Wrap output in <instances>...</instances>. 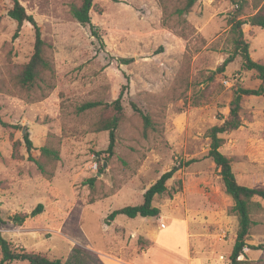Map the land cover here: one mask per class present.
Wrapping results in <instances>:
<instances>
[{
	"label": "rangeland",
	"instance_id": "1",
	"mask_svg": "<svg viewBox=\"0 0 264 264\" xmlns=\"http://www.w3.org/2000/svg\"><path fill=\"white\" fill-rule=\"evenodd\" d=\"M19 1L41 26L54 77L49 90L43 84L30 94L15 88L13 77L33 52L34 30L25 22L14 37L16 22L7 16L11 1L0 0V86L11 90L0 89V116L10 124L0 123V211L6 221L0 234L11 248L64 260L79 245L96 250L105 264H114L107 254L133 263L188 264L185 239L171 224L183 219L192 255L203 264H227L237 218L207 157V132L227 117L236 87L260 83L254 71L242 69L240 56L218 70L233 51L229 19L236 5L198 0L186 15L190 29H182L174 10L185 0H90L100 39L70 12L71 3L81 0ZM253 12L245 4L241 18ZM243 31L251 57L264 64V29L245 24ZM41 92L46 96L36 99ZM120 92L122 118L110 154L109 131L97 125L113 114L106 104ZM91 101L100 105L80 109ZM241 116L240 127L222 135L221 151L239 183L264 187V95L244 96ZM45 144L59 151V160L46 167L51 177L28 157L43 160ZM173 166L178 170L167 191L153 200L160 217L118 215L105 223L112 210L141 203L146 189ZM260 202L248 243L264 246ZM38 204L41 211L32 215ZM16 213L28 215L21 225L9 219ZM244 250L250 264H264V250Z\"/></svg>",
	"mask_w": 264,
	"mask_h": 264
},
{
	"label": "trees",
	"instance_id": "2",
	"mask_svg": "<svg viewBox=\"0 0 264 264\" xmlns=\"http://www.w3.org/2000/svg\"><path fill=\"white\" fill-rule=\"evenodd\" d=\"M11 6L7 9V16L16 22V29L14 37H16L25 22L32 25L34 30V45L33 52L29 60L15 73L13 77V84L20 92L30 94L40 84H43L47 90L52 88L50 79L54 77V64L52 58L47 53V44L42 37L41 26L37 23L32 14H29L25 7L19 0H10ZM198 0H185L182 6L175 8V15L180 23L182 29H190L186 15L192 10V7ZM235 4V13L230 17L229 36L232 45V53L223 61L218 67V70H223L224 67L233 61L236 56H240L242 69L254 71L256 78L260 83L255 88H243L238 86L234 89L232 99L229 104V111L226 118L221 123L213 125L207 132L209 137V149L207 157L210 158L215 167L219 171L221 184L226 195L232 199V206L229 212L237 218V230L232 249L229 255V262L227 264H250L247 260L245 248L252 250H264L262 244H250V234L253 224V214L257 212L262 206L261 201H264V187H251L238 182L236 175L232 168L231 159L228 158L222 151L221 147L224 144L223 134L233 131L240 127L242 123V102L244 96H261L264 95V64L254 60L250 55V43L245 38L243 25L248 24L252 27H260L264 29V0H229ZM245 4H249L254 12L241 18L242 9ZM92 4L90 0H81L80 2H73L70 5V12L72 16L82 25H89L93 35L100 38L96 26L92 23L90 17V10ZM164 25L167 26V24ZM182 30L180 36L185 37L186 34ZM101 39V38H100ZM188 50V48L186 49ZM187 56V53H186ZM208 83L213 81V73L206 77ZM204 83L198 81L197 84ZM0 89L11 91L6 88L5 84H1ZM47 93L41 92L38 100L44 98ZM122 92L111 103H107L108 107H112L113 114L103 118L97 125L98 130L109 131V144L106 149L108 153H113L115 146V130L119 126L122 118L121 106ZM196 105L200 104L196 100ZM100 105L99 102H86L80 109L93 108ZM140 116L144 120L146 127H150L152 123L147 115H144L138 110ZM0 123L4 126H9L7 122L3 121L0 116ZM25 146L27 152L33 148V143L29 139L28 134L24 135ZM40 160H34L29 155V159L34 161L39 171L46 177L53 175L52 170H47L48 162L51 164L59 160V151L56 147L45 144L41 147ZM101 168H99L101 172ZM178 167L173 166L170 170L165 171L161 176L150 185L143 194V201L135 205H126L112 210L105 218V223L110 224L118 215H126L129 218L139 217H160L162 215L160 208L153 204L154 197L161 195L167 191L166 183L172 178ZM92 178L89 182L90 187L93 185ZM259 198L260 200H256ZM42 209V204H38L32 211V215L39 213ZM28 215L16 213L9 219L17 225H21ZM6 223L1 217L0 211V228ZM0 264H5L11 261H27L29 264H105L101 257L94 251L84 248L79 245H73L69 250L67 257L62 260L60 258H48L47 256L38 252H27L24 250L17 251L11 248L10 243L0 234ZM244 256V258H240Z\"/></svg>",
	"mask_w": 264,
	"mask_h": 264
},
{
	"label": "crops",
	"instance_id": "3",
	"mask_svg": "<svg viewBox=\"0 0 264 264\" xmlns=\"http://www.w3.org/2000/svg\"><path fill=\"white\" fill-rule=\"evenodd\" d=\"M177 221V220H175ZM175 221H173V224L177 229H180L182 233V241L183 239H185V242L187 244V247H188V252L182 250V253L185 254L186 256V259L188 261V264H203L201 258L197 257V256H193L192 255V249H191V240H190V232H189V227H188V224H186V220H183L182 219V225H180L179 223H175ZM163 224V223H162ZM164 225V229H168L167 226L165 224ZM158 237V232L153 234V240H154V244H156V239ZM181 250V249H180ZM96 251V250H94ZM109 261H111L112 263L114 264H147L145 261H141L140 263H133V262H130V261H124L121 257H114V256H111V255H105ZM146 257V256H145ZM145 257L143 259H145ZM104 259V258H102ZM104 262V260H103ZM106 263V262H104Z\"/></svg>",
	"mask_w": 264,
	"mask_h": 264
},
{
	"label": "built area",
	"instance_id": "4",
	"mask_svg": "<svg viewBox=\"0 0 264 264\" xmlns=\"http://www.w3.org/2000/svg\"><path fill=\"white\" fill-rule=\"evenodd\" d=\"M94 167H96V164L94 165Z\"/></svg>",
	"mask_w": 264,
	"mask_h": 264
},
{
	"label": "water",
	"instance_id": "5",
	"mask_svg": "<svg viewBox=\"0 0 264 264\" xmlns=\"http://www.w3.org/2000/svg\"><path fill=\"white\" fill-rule=\"evenodd\" d=\"M24 132V131H23Z\"/></svg>",
	"mask_w": 264,
	"mask_h": 264
}]
</instances>
